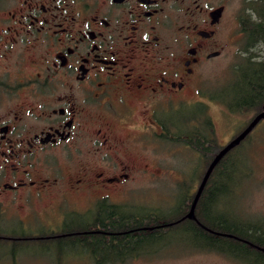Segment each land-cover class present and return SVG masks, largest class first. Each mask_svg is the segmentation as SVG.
Wrapping results in <instances>:
<instances>
[{
	"label": "flooded vegetation",
	"instance_id": "flooded-vegetation-1",
	"mask_svg": "<svg viewBox=\"0 0 264 264\" xmlns=\"http://www.w3.org/2000/svg\"><path fill=\"white\" fill-rule=\"evenodd\" d=\"M1 13L0 202L20 208L55 194L60 182L68 194L96 192V201H110L138 165L159 166L155 146L171 142V112L186 107L205 63L236 37L235 0H11ZM256 47L246 64L235 66L230 96L217 102L222 113L243 115L246 125L264 111V47L255 53ZM240 68L245 80L238 79ZM200 109L197 129L207 134L212 153H198L199 177L176 179L197 187L223 147L211 115ZM136 113L151 127L147 138L122 133ZM263 123L264 117L231 151ZM182 141L188 147L187 135ZM216 166L202 190L212 179L211 199L200 209L213 221L229 195L220 193ZM197 224L215 235L212 250L219 255L251 264L246 255L264 254L262 246ZM221 237L243 243L244 257L233 255L240 243Z\"/></svg>",
	"mask_w": 264,
	"mask_h": 264
},
{
	"label": "rangeland",
	"instance_id": "rangeland-1",
	"mask_svg": "<svg viewBox=\"0 0 264 264\" xmlns=\"http://www.w3.org/2000/svg\"><path fill=\"white\" fill-rule=\"evenodd\" d=\"M10 1L0 0V14L1 9L9 7ZM251 5L252 0H235V41L225 48L221 56L205 63L201 79L194 82L187 92L186 107L178 112H171L169 117L172 122L177 123L192 110L197 114L202 112L201 107L204 108L214 120L215 136L223 145L248 121L243 115L222 113V105L217 102H221V99H218L221 95L219 92L225 88L230 91L229 82L235 66L243 64L247 57L243 50L245 40L240 34L238 16L249 12ZM263 47L260 45L253 49V52L260 53ZM5 65L6 62L0 59V70L1 66ZM144 123L145 120L136 113L126 125L128 130H123L122 133L132 131L139 134V137L149 136L151 127ZM155 155L160 156V165L149 166L144 170L138 165V171L132 175L131 181L124 183L120 191L110 192L111 202L123 204L128 209L162 208V211L167 212L171 208L174 203L176 179L188 176L187 173H192L198 167V154L179 142L171 141L168 144H156ZM237 156L241 161L239 165L242 170L236 179V190L216 209L222 208L233 216L237 214L243 219L257 222L264 228V123L248 136L246 142L243 141L235 149L233 157ZM197 184L194 183L193 191ZM63 188L60 182L55 186V194L42 200H33L21 208V203H10L6 200L0 202V236H11L12 233L14 237H19L20 234L38 236L39 233L58 232L69 214H87L93 208L95 198L99 197L96 192L68 194ZM185 238L188 241H184ZM189 239L190 237L182 236L181 233L168 234L162 243L164 248L156 254L143 255L122 264H245L219 255L213 250L191 249ZM72 242L41 240L38 237L22 240L15 249V257L9 258L7 253L13 251V245L11 241L3 239L0 241V264H93L89 255Z\"/></svg>",
	"mask_w": 264,
	"mask_h": 264
},
{
	"label": "trees",
	"instance_id": "trees-1",
	"mask_svg": "<svg viewBox=\"0 0 264 264\" xmlns=\"http://www.w3.org/2000/svg\"><path fill=\"white\" fill-rule=\"evenodd\" d=\"M239 25L240 32L245 40L243 49L245 53H248V50L254 46H264V0H252L250 11L239 17ZM247 62L246 57L243 64ZM239 73L241 76L238 79L245 80V72L242 68H240ZM237 87L241 88L242 84L237 85ZM223 91L224 93H222ZM222 92L221 96H230L228 88L223 89ZM194 113V110H192L188 116L177 123L170 120L172 126L171 141L181 143L183 142V136L187 135L189 148L197 154H210L212 153V146L205 145L209 143L208 140H205L207 134L197 129V114ZM184 125L186 132L182 131ZM201 138L204 139L203 142H201ZM234 151H228L220 159L212 174L214 176L218 175L220 193H227L228 196L236 190V179L242 170L239 165L241 164L239 157H233ZM197 163H199L198 167L192 173H187L191 179H195L202 174L203 168L200 161ZM188 181L176 183L174 203L167 212L162 211V208L150 210L128 209L123 204L98 200L87 214H69L67 221L63 222L62 228L58 232L39 233L38 236L41 240L73 241L72 244L77 245L81 248V251L89 255L93 264H122L143 255L156 254L164 248L162 243H164L165 237L175 232L190 237V243H188L191 249L212 250L215 247L213 243L216 240L215 235L203 231L197 221L212 230L229 233L264 247V230L257 222L243 219L237 214L233 216L222 208L217 214L218 219L214 221L211 220L208 210L204 209L205 215L201 213L200 209L204 207L207 200L211 199L212 179L208 181L206 190L202 192L195 206L196 220L186 218L185 215L195 194V191L192 190L194 183ZM222 201L223 199L220 203ZM74 220L78 221L75 222ZM92 227L100 231L89 232ZM13 234L11 236H0V241L3 239L9 240L13 245L11 247L13 251L7 253L9 258L15 257V249L18 248L17 246L22 240L31 237V235L24 236V234L14 237ZM220 239L240 243L239 240L233 238L221 237ZM184 241H188V239L185 238ZM243 245V243L235 244L233 249L235 257H240V254L244 257V252L241 250ZM250 255H246V257L250 258L251 264H264V254L262 252L253 250ZM256 256L260 259H257Z\"/></svg>",
	"mask_w": 264,
	"mask_h": 264
},
{
	"label": "water",
	"instance_id": "water-1",
	"mask_svg": "<svg viewBox=\"0 0 264 264\" xmlns=\"http://www.w3.org/2000/svg\"><path fill=\"white\" fill-rule=\"evenodd\" d=\"M263 117H264V111L258 113L235 137L230 139L225 145H223V147L219 150V152L217 154H215V156L211 160L210 164L208 165L201 182L199 183V185L195 191L194 197H193L192 202L190 204V208L185 215L186 218L196 220L195 213H194L195 206H196L198 198H199V196L203 190V187L205 186L206 180H207L208 176L210 175L214 166L217 164V162L229 150H231L233 147L237 146L239 144V142L247 136V134L254 128V126L257 124V122ZM144 228H147V227H144Z\"/></svg>",
	"mask_w": 264,
	"mask_h": 264
}]
</instances>
